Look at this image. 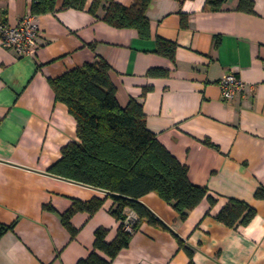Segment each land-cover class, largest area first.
Instances as JSON below:
<instances>
[{"label": "crops", "instance_id": "0c3cea01", "mask_svg": "<svg viewBox=\"0 0 264 264\" xmlns=\"http://www.w3.org/2000/svg\"><path fill=\"white\" fill-rule=\"evenodd\" d=\"M252 1L254 11L244 12L236 9L239 0H226L219 11L205 0H153L146 11L151 36L142 38L104 22L102 7L92 15L93 0H83L80 8L35 15V54L18 56L0 44V224H13L0 237V264H76L91 252L97 228L108 230L107 241L116 235L120 221L105 190L48 171L61 148L77 140L76 121L56 101L50 79L99 58L110 66L120 106L141 103L148 129L187 166L190 182L216 198L182 220L156 193L144 195L168 229L142 221L111 264H187L175 235L194 249L195 264H264V196L255 197L264 188V0ZM30 4L0 0V17L16 24ZM157 37L176 44L173 61L156 53ZM230 72L245 87L225 100L219 81ZM93 198L101 207L72 214V237L61 214L75 200ZM230 198L255 209L247 225L232 228L216 218Z\"/></svg>", "mask_w": 264, "mask_h": 264}, {"label": "trees", "instance_id": "16d2710c", "mask_svg": "<svg viewBox=\"0 0 264 264\" xmlns=\"http://www.w3.org/2000/svg\"><path fill=\"white\" fill-rule=\"evenodd\" d=\"M58 0H31L30 13L33 15L54 13L58 9L80 8L83 0H63L57 8ZM153 0H134L130 6L116 0H93L89 11L96 15L102 7L101 19L115 28L136 29L139 36L149 38L150 26L146 16ZM183 1V0H177ZM226 0H205L211 11L222 9ZM238 11L253 12L252 0H239ZM185 24V17H181ZM156 53L175 59L176 44L160 37L156 38ZM150 75L164 74L151 69ZM56 101L64 103L76 121V141H70L61 148V157L49 172L58 177L86 186L105 190L114 200L111 214L120 221L113 240L107 241L108 230L99 227L94 232L93 248L86 258L76 264H111L118 253L126 248L132 234L142 221L168 229L141 198L156 193L177 211L184 220L188 212L207 200L210 207L216 198L204 186L190 182L187 166L181 164L157 139L146 125V117L141 103L131 99L125 107L120 106L116 90L110 79V66L102 58L73 68L57 78L50 79ZM264 188L255 192V197L263 198ZM102 205V200L93 198L84 202L75 200L72 206L61 214L62 223L72 237L77 233L70 223L76 211L94 214ZM128 211L134 213L132 230L126 229ZM255 209L247 202L230 198L216 214V218L228 227L247 225ZM13 224H0V237ZM180 247L192 260L194 249L175 235Z\"/></svg>", "mask_w": 264, "mask_h": 264}, {"label": "built area", "instance_id": "2783aa9c", "mask_svg": "<svg viewBox=\"0 0 264 264\" xmlns=\"http://www.w3.org/2000/svg\"><path fill=\"white\" fill-rule=\"evenodd\" d=\"M41 32L35 20V15L30 11L16 24H9L0 17V44L2 47L13 50L18 56H29L36 53ZM245 83L233 72L224 75L219 81L222 99L229 100L244 90ZM132 211H128L126 217V229L132 230L130 225L134 217Z\"/></svg>", "mask_w": 264, "mask_h": 264}]
</instances>
